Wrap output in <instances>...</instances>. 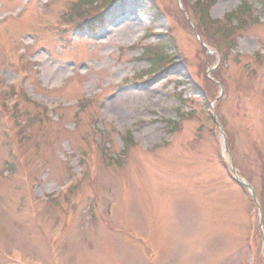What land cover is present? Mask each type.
<instances>
[{
	"label": "rangeland",
	"instance_id": "obj_1",
	"mask_svg": "<svg viewBox=\"0 0 264 264\" xmlns=\"http://www.w3.org/2000/svg\"><path fill=\"white\" fill-rule=\"evenodd\" d=\"M23 1L0 0V18L7 14L0 21V82L18 70L28 71L21 85L26 94L60 107L52 110L48 121H39L35 118L39 109L24 104L34 116L29 143L18 140V126L10 132L0 128V169L7 149L17 146L12 158L15 170L0 178V264H244L245 237L258 218L249 215V197L217 159L207 117L210 102H203L208 95L202 99L196 91V85L207 84L199 61L205 57L193 30L179 16L178 1L118 0L104 13L105 27L96 35L77 29L62 36L59 26L76 0ZM241 1H251L253 16L263 19L258 0H217L210 17L220 19ZM183 2L179 0L180 6ZM19 5L26 9L14 16ZM245 28L232 52L215 36L219 49L227 50L224 64L217 56L223 64L218 78L224 79L225 87L215 119L224 125L235 165L250 177L264 201V159L255 154L257 150L264 154V58H253L257 49L264 48V23ZM148 29L152 33L145 37ZM166 30L177 53L168 71L151 80L122 84L148 67L146 61L134 58L140 45L153 43ZM138 41L137 48H129ZM241 51L251 56H242ZM29 56L37 60L35 64L27 61ZM35 66L42 69V85L33 74ZM72 72L76 76L63 89H43ZM101 84L108 88L97 111L95 104H87L76 114L83 97ZM217 91L218 86L215 95ZM57 116L60 123L54 122ZM93 117L102 131L84 137ZM168 119L180 120L177 130L165 123ZM73 123H77L74 129ZM120 128L130 131L135 144L123 165L110 168L99 146L108 141L112 154L120 152ZM7 134L9 144L2 145ZM91 140L99 145L91 147ZM159 143L166 145L156 147ZM82 162L92 173L65 196L63 204L41 205L39 196L54 192ZM25 171L29 179L43 174L30 189L22 180ZM108 204L111 218L104 214ZM255 239L260 243L258 230ZM263 249L260 245L261 253Z\"/></svg>",
	"mask_w": 264,
	"mask_h": 264
},
{
	"label": "trees",
	"instance_id": "obj_2",
	"mask_svg": "<svg viewBox=\"0 0 264 264\" xmlns=\"http://www.w3.org/2000/svg\"><path fill=\"white\" fill-rule=\"evenodd\" d=\"M244 8H242V11H244L245 10V8L246 9H248L249 7H247V5H245L244 4V6H243ZM242 11L241 10H237L236 12H235V15H237V17H239L241 14L240 13H242ZM171 42V40L169 39V38H166V39H164V40H162V41H160V43H161V45L159 46H157V44H155L154 45V47H152V48H147L146 50H145V53H146V56L148 57V58H152V57H161L162 55H164L165 53H164V50H165V52H166V48L167 47H169V43ZM164 58V57H163ZM160 61V60H159ZM159 61H155L154 62V64L156 63V62H159Z\"/></svg>",
	"mask_w": 264,
	"mask_h": 264
},
{
	"label": "bare ground",
	"instance_id": "obj_3",
	"mask_svg": "<svg viewBox=\"0 0 264 264\" xmlns=\"http://www.w3.org/2000/svg\"><path fill=\"white\" fill-rule=\"evenodd\" d=\"M67 192V191H66Z\"/></svg>",
	"mask_w": 264,
	"mask_h": 264
}]
</instances>
